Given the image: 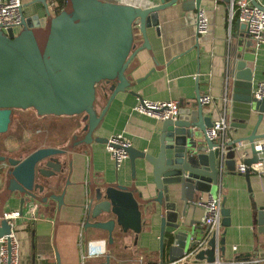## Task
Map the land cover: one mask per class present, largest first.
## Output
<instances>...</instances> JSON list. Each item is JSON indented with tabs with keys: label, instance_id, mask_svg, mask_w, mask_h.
I'll return each instance as SVG.
<instances>
[{
	"label": "crops",
	"instance_id": "crops-1",
	"mask_svg": "<svg viewBox=\"0 0 264 264\" xmlns=\"http://www.w3.org/2000/svg\"><path fill=\"white\" fill-rule=\"evenodd\" d=\"M113 1L143 8L159 4V0ZM256 1L264 7V0ZM51 2H56L58 8L51 11ZM194 5L195 0H183L159 12V32L155 27L147 29L150 48L141 49L128 66L126 76L130 87L114 96L93 135L84 138L89 131V118L84 114L36 115L38 121L52 118L58 123L49 132L44 127L39 129L33 150L41 147L62 150L57 155L62 166L49 177L38 175L37 182L43 190L38 188L33 192L34 198L11 180L9 166L0 162V222L5 211L23 212L18 219L20 264H79L91 242H99L106 251L94 262L106 263L109 258L110 264H129L141 256L149 260L169 259L167 243L172 229L165 234L164 255L160 250L161 221L167 213L168 198L157 187L153 165L136 158L133 171L128 158L117 166L104 139L122 134L137 150L157 156L163 121L135 111L140 96L155 102L176 101L177 120L196 121L201 105L198 93L208 95L212 101L202 104L205 116H211L214 121L226 118V74L229 62L237 53L255 54L256 60L248 63L254 71L255 90L259 83H264V43L256 48L237 10H231V0H201L200 9L205 10L210 21L209 32L205 34L198 31L199 10ZM65 7L66 0L64 5L58 0H23V14L34 27L43 26L49 16ZM134 33L135 43L140 47L144 38L139 26ZM250 41L253 46L248 45ZM111 93L110 85L99 86L95 104L98 115L102 114ZM258 115V111L252 112L246 128L233 127V122L241 120L227 117L226 142L248 138L257 127L256 135H263L264 120L258 126ZM197 133L201 139L203 135ZM230 148L234 151V169L226 170L222 183L212 190L213 197L225 202L231 217V225L222 226L220 240L225 231V251L220 250V254L226 259H256L264 256V232L257 231L254 218L257 210L264 207V155L252 153L248 140L227 147ZM241 165L245 168L241 169ZM107 187L134 194L145 222L140 234L124 232L111 214L94 213L95 191ZM168 188L179 219L204 230L205 210L194 202L210 194L198 192V199L187 205L183 215L185 203L180 200L179 185ZM34 205L38 206V218L28 220V209Z\"/></svg>",
	"mask_w": 264,
	"mask_h": 264
},
{
	"label": "water",
	"instance_id": "water-1",
	"mask_svg": "<svg viewBox=\"0 0 264 264\" xmlns=\"http://www.w3.org/2000/svg\"><path fill=\"white\" fill-rule=\"evenodd\" d=\"M180 1L183 0H159L158 5L143 8L113 0H66V7L49 16L41 27L30 24L22 10V28L16 35L0 28V135L8 132L16 109H33L38 116L84 114L89 118V131L84 138L93 135L114 96L130 87L126 76L130 62L141 49L150 48L147 29L155 27L159 32V12ZM251 1L264 9L256 0ZM200 8L201 0H195L194 9ZM136 26L140 27L144 38L140 47L135 43ZM248 45L253 46V42ZM255 60L256 56L251 52L237 53L228 65L226 118L241 120L233 122V127L246 128L254 110L259 112L258 126L264 120V96L261 99L254 97V71L248 66ZM103 84L110 85L112 93L102 114L98 115L95 104L98 88ZM198 97L200 100L202 96L198 93ZM213 123L211 116H205L201 104L196 121H163L157 156L133 146L127 149L133 171L136 158H143L153 165L157 187L168 198L167 213L161 221L160 250L164 255L165 234L172 229L167 243L171 261L191 252L201 241L204 230L194 228V223L186 225L179 219L168 186L179 185L180 200L185 203L184 215L187 205L198 199V192L213 196V186L222 183L226 170L234 169V151L227 147L248 140L252 153H263L255 148V140L264 139V134L256 135L258 127L248 138L225 142L222 137L208 138L206 132ZM197 132L203 135L201 139ZM104 141L107 143L108 139ZM60 153L62 150L53 147L35 149L24 157L9 156L0 151V162L9 166L11 180L34 198L33 192L38 188L43 190L37 182L38 175L49 177L61 170L62 164L57 158ZM92 202H95V214H111L124 232L132 231L138 235L143 231L142 211L132 192L114 187L97 188ZM222 206V226L228 228L230 211L225 208V202ZM254 218L257 231L264 232V207L257 210ZM10 233V225L1 220L0 238ZM225 233L220 240L222 253L225 251ZM215 247V238H211L208 247L195 258L213 262ZM105 264H110L109 258Z\"/></svg>",
	"mask_w": 264,
	"mask_h": 264
},
{
	"label": "built area",
	"instance_id": "built-area-1",
	"mask_svg": "<svg viewBox=\"0 0 264 264\" xmlns=\"http://www.w3.org/2000/svg\"><path fill=\"white\" fill-rule=\"evenodd\" d=\"M51 11L58 8L56 2L49 4ZM23 0H0V28L8 33L15 35L21 30L22 26ZM231 10H237L240 22L246 25L247 32L256 43V48L264 43V9L253 5L251 0H231ZM197 28L199 33L209 32L210 21L205 10L198 11ZM264 96V83H259V87L254 91V97L261 99ZM212 101L208 95L200 98L201 104H210ZM135 111L146 116L164 121L177 119L179 115V104L176 101L155 102L148 99H142L135 107ZM228 122L225 117L214 121L212 127L207 129V136L211 140H217L221 137L226 142L224 133ZM131 142L122 134L113 135L108 138L106 148L111 153L117 166L129 158L127 149L131 147ZM255 148L264 154V139L255 143ZM241 169L245 166L241 165ZM196 206L205 210V216L202 220L204 225V235L198 245L183 258L175 261L169 259L149 260L144 256L139 257L137 261L129 264H264V256L251 260L241 258L226 259L220 254V237L222 234V200L211 195L205 199L200 198L194 202ZM23 216L21 210L5 211L1 216L11 227V233L0 238V264H20L21 260V240L15 232L16 222ZM38 218V206L34 205L30 212V220ZM211 238H215V260L207 262L206 260H197L195 256L201 250L208 247ZM236 249V247H234ZM105 248L99 242H91L87 246L86 252L81 256L79 264H105L94 262L105 254Z\"/></svg>",
	"mask_w": 264,
	"mask_h": 264
},
{
	"label": "rangeland",
	"instance_id": "rangeland-1",
	"mask_svg": "<svg viewBox=\"0 0 264 264\" xmlns=\"http://www.w3.org/2000/svg\"><path fill=\"white\" fill-rule=\"evenodd\" d=\"M33 109H16L8 132L0 135V150L9 156H25L33 151L35 140L39 136V129L46 128L49 132L55 122L52 118L38 121ZM58 123V122H56ZM31 209H28V217ZM27 219L29 220V218ZM19 220L16 222L15 232L19 236Z\"/></svg>",
	"mask_w": 264,
	"mask_h": 264
},
{
	"label": "trees",
	"instance_id": "trees-1",
	"mask_svg": "<svg viewBox=\"0 0 264 264\" xmlns=\"http://www.w3.org/2000/svg\"><path fill=\"white\" fill-rule=\"evenodd\" d=\"M58 1L61 3V5L65 4V0H58ZM168 242H170V240Z\"/></svg>",
	"mask_w": 264,
	"mask_h": 264
},
{
	"label": "flooded vegetation",
	"instance_id": "flooded-vegetation-1",
	"mask_svg": "<svg viewBox=\"0 0 264 264\" xmlns=\"http://www.w3.org/2000/svg\"><path fill=\"white\" fill-rule=\"evenodd\" d=\"M1 151V150H0Z\"/></svg>",
	"mask_w": 264,
	"mask_h": 264
}]
</instances>
